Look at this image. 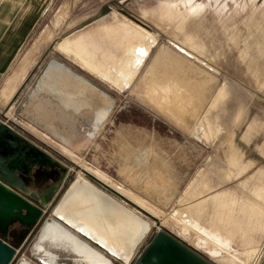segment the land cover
I'll use <instances>...</instances> for the list:
<instances>
[{"label": "rangeland", "instance_id": "1", "mask_svg": "<svg viewBox=\"0 0 264 264\" xmlns=\"http://www.w3.org/2000/svg\"><path fill=\"white\" fill-rule=\"evenodd\" d=\"M62 4L67 6V14L64 20L55 25L53 20ZM98 19L101 21L94 24L93 21ZM47 25H52L54 36L49 41L37 42L40 32ZM79 29L82 30L75 35L65 36ZM92 29H103L106 33L101 31L107 35L95 37L88 31ZM149 33L157 41L135 78L138 82L123 91L105 83L104 79L105 82L58 48V44L66 37L73 40L82 38L86 46L91 48L96 61L102 63L106 54L108 60L105 62L111 64L112 58L124 55L125 49L143 41L144 38L147 39ZM113 34L114 39L110 40V35ZM169 39L172 40L169 43L173 42L187 49L194 58L207 63L213 70L207 67L206 69L197 62L198 60L186 58L179 69H171L166 60L155 68V74L146 73L161 45L173 48L168 45ZM106 40L113 43H105ZM185 41H189L191 46L184 44ZM30 50L26 74L18 86L16 95L6 103L0 100V117L8 119L39 146L46 147L44 150L68 166V173L62 187L58 188L45 209L44 216L30 230L31 234L26 231L24 237L29 233L27 239L11 264H18L22 257L30 260L36 257L31 250L40 226L47 218L52 217L53 208L70 183L78 177L89 180L122 203L136 208L138 213L149 221L150 226L136 244L128 264H135L159 231L182 242L181 239L184 238L174 228L185 230L184 226H187L180 225L179 220L182 212L184 216L189 215L190 207L186 210L171 209L178 206L179 191L189 178L192 177L189 185L187 184V192L195 196L205 194L212 187L216 191L214 194L228 193L230 196L226 204L230 205L229 211L234 210L231 207L244 204L245 199L238 196V190L249 187L245 172L256 171L264 178V0H53L2 78L0 97L3 85L17 71ZM52 59L62 62L77 75L94 83L98 90L106 91L113 101L110 103V114L95 136L89 135L93 132L92 121L95 119L94 115L91 120V108L95 107L92 104L103 107L109 100L104 99L98 91L93 92L85 88L77 92L72 85V89L69 86L64 89L66 92L60 93L61 97L59 92L41 86L39 82ZM183 66H186V69ZM168 68L171 76L166 77L175 79L177 86L187 87L186 90L183 89L182 101L186 102L188 107L195 106L197 113H202L209 107L213 93H216L210 106V119L209 110L199 117L203 124L201 129L203 127L205 131H209L210 137H206L203 132L198 133L201 129L193 130L206 142L196 140L189 131L179 128L177 125H183L173 119L177 123L175 125L169 120L168 114L159 110L145 97V89L140 80L144 77L150 80L155 75H162ZM42 89L44 91H41ZM33 91L36 97H33L34 103L31 104L30 95ZM68 92L72 97L68 96ZM66 101L70 102L68 107L65 106ZM72 102L80 103L82 109L80 107V111L75 112ZM62 138L68 142H64ZM125 138L133 146L143 140L140 144L152 145L159 155L166 158L167 162L170 161L168 165L173 170L172 176L165 172V176H162L164 182H161L163 185L161 184L157 191L145 184V174L139 173L138 167L125 165L124 149L121 147V141L124 142ZM58 145H63L64 151ZM151 157L153 154H149V159ZM248 158L256 161L255 164L245 161ZM87 167L98 168L110 176V181L92 173ZM128 176L130 178H127ZM224 183L231 185L222 187ZM132 184L142 186L143 190L138 192ZM254 187L250 186L258 191L264 190V179L258 181ZM116 188L146 209L121 195ZM258 198L263 203L264 198ZM14 235L9 236V239ZM89 242L101 250L95 243ZM240 252L242 256L246 255L245 251ZM31 261L38 263L36 260ZM248 262L251 264L252 261ZM222 263L229 264L223 261ZM115 264L125 263L117 259Z\"/></svg>", "mask_w": 264, "mask_h": 264}, {"label": "bare ground", "instance_id": "2", "mask_svg": "<svg viewBox=\"0 0 264 264\" xmlns=\"http://www.w3.org/2000/svg\"><path fill=\"white\" fill-rule=\"evenodd\" d=\"M71 40L72 39L70 38L66 39L59 46L60 50L70 56L72 59L79 62L84 67L90 69L98 77H101V80L104 79L107 83L113 85L119 90H125L135 82V78L137 77L141 66L146 61L151 48L155 45L157 41V39L149 33L147 39L144 38L143 41L129 46L127 49H125L124 55L120 57L115 56L114 58H112L111 64L110 62L106 64L105 61L108 60V57L105 56L106 54H104L103 56L104 61L102 63H99L93 57V52L91 48L86 46V42L84 41V39L80 38L75 41ZM170 44L175 46V48L178 50V53L175 50L170 49L168 46L163 45L155 54L152 62L148 66L146 73L150 72L149 74H151L156 72L155 68L158 65L165 63L166 60L169 62L171 69H173V67L175 69H179V67H181L183 61L187 57L194 58V56L187 49H184L177 44L176 46L173 42ZM184 44L191 46V43L189 41H185ZM179 52L185 54V56ZM194 59L198 60L197 58ZM200 63L203 64L205 67L209 68L210 70H213V68L210 67V65H208L207 63ZM160 75H155V77L150 80L145 79V77L140 80V84L143 85L145 89V97L159 110H162L163 112L168 114L170 118L176 119L180 124L187 127V121L185 122L186 114L184 112L186 111L187 113L189 111H193V113L197 114L196 107H188L186 102L182 101L184 99L183 89L186 90L187 87L177 86L175 83V79H173L172 77H166L167 75L171 76L169 68L164 70L162 75ZM39 83L41 84V86H47L48 88H50V90L52 89L59 92V96L60 93L64 91V89H67L69 86L71 87L72 85L73 88L77 90V92H81L82 89L86 88L93 92L98 91L104 99H108V102L105 100L107 102L106 106L94 107L95 122L94 134L92 136H95V134L102 128L103 123L110 114V103H112L113 101H111L108 94L105 93L106 91L104 92L103 90H98V88L93 85L94 83L92 84L88 81V79L77 75L72 70H70L69 67H67L65 64L58 60L52 59L49 61L44 76H42L41 82ZM41 91L44 90L42 89ZM69 92L68 96L70 97L71 95ZM34 96L35 91H33L30 95V98L32 100L31 104L34 103ZM80 99L82 98L80 97ZM88 102L89 101H87V104ZM69 104V101L65 102L66 107H68ZM71 104L75 108V112L80 111V103L72 102ZM200 119H198L199 121L196 120L198 121V123L196 122V126L195 124L192 125L195 126V128H197L198 130H200L201 125H203L201 124ZM189 126L191 125L188 124V127ZM28 127L31 130L35 131V129H33V127H31L30 125H28ZM202 130L206 137H210L211 134L209 131H205V128L203 127ZM58 146L61 150L64 151V148L62 147L63 145ZM124 151L125 152L123 155L125 158V165L131 168L138 167L139 173L141 172L142 174H145V184H149L155 191H157V189L161 188V186L163 185L162 183L164 182V179L162 180V176H165V172H167L168 175L172 176V169L169 168L168 164L162 161L163 159L159 160L157 156H153L154 159L150 161L148 153H145V155H138L133 154L132 150L131 153L129 152V150ZM87 168L97 176L104 178L108 182L110 181V176L108 177L107 175H105L104 172H102L98 168ZM121 173L123 172L121 171ZM129 176L127 178H130ZM133 178H131L130 180H132ZM133 183H135V181ZM136 184L132 185L134 186V188H137L139 190L138 192L142 191L143 187H139ZM52 214L53 217L49 218L43 225H41L38 231V240L43 242L48 239V246L63 250H70L77 256L75 257L76 261H84L86 264H112L111 259L101 250L108 253L115 260L119 259L125 264H128L134 253V248L136 244L138 243L139 239L147 232L150 226L149 221L142 215H140V213H138L135 209L117 200L110 194L104 192L102 189L94 185L89 180L82 177H78L70 183V185L58 201L57 205L53 208ZM182 218L183 213H181V218L179 220L180 225L183 223L189 228H196L200 230L201 233L208 234L207 230L204 227H201L194 217L190 216V218L187 219ZM79 234L86 237L89 241L95 243L101 248V250L91 245L89 241L81 237ZM38 247L42 249V253L45 255V258H41L43 264H68L66 262L57 261L58 254L54 251H51L50 249L45 248L44 245L40 244L38 245ZM18 264L36 263L32 262L29 258L22 257L19 260Z\"/></svg>", "mask_w": 264, "mask_h": 264}, {"label": "crops", "instance_id": "3", "mask_svg": "<svg viewBox=\"0 0 264 264\" xmlns=\"http://www.w3.org/2000/svg\"><path fill=\"white\" fill-rule=\"evenodd\" d=\"M52 2H53V0H0V82H1L2 78L4 77V75L11 68V66H12V64L16 58V55L23 48L26 41L28 40V38L32 34V32L36 29L38 22L42 19V17L46 13L48 7L52 4ZM66 14H67V6L65 4L60 5L58 7V10L55 14V18L53 20L54 24L56 25V23L58 24V21L64 20V18L66 17L65 16ZM120 16L124 17L123 15H120ZM99 20L101 21V19H98V20L93 21V23L99 22ZM106 20H109V19H106ZM81 30L82 29L70 32V33L66 34L65 36L75 35L78 31H81ZM101 30H103V29H101ZM101 30L100 29L99 30L98 29H92V30H88V31H91V33L95 37H98V36L102 37L104 35H107V34H105L106 33L105 30H103L105 33L102 32ZM53 31L54 30L52 28V25H47L40 32V35H39L37 42L39 41L41 43V42L49 41L52 38V36H54ZM84 32H87V31H84ZM114 34H116V33H114ZM114 34L110 35V37H111L110 40L114 39ZM69 38L72 39L71 37L64 38V40L58 44V48L60 49L59 46L66 39H69ZM77 39H80V38H77ZM77 39H74V40L72 39L71 41H75ZM110 40H106L105 43H107V41H108V43H113ZM103 41H105V40H103ZM169 41H172V40L169 39L168 43H169ZM168 45H171L173 47L172 49L178 53V50L175 48V46H173L170 43ZM162 46L163 45H161L160 47H162ZM160 47L157 49L156 53L159 51ZM179 53H181V52H179ZM30 54H31V50L27 52V54L23 58L22 62L20 63L17 71H15V73L12 75V77L7 79V81L3 85V88L1 90V97L2 98L0 97V100L3 103H6L8 100L10 101L16 95L18 86L25 77L26 68H27V65L30 61V56H29ZM155 54H154V56H155ZM182 55L185 56V54H182ZM154 56H153V58H154ZM153 58H152V60H153ZM187 58H189V57H187ZM190 59H194V58H190ZM194 60H196V59H194ZM197 62H199V61H197ZM201 65H203V64H201ZM99 79H101V78H99ZM102 81H104V80H102ZM137 82L135 81V83H137ZM105 83H107V82H105ZM109 85H111V84H109ZM115 89L119 90L116 87H115ZM120 91H123V90H120ZM215 94L216 93L214 92L212 101L208 105L209 107H207L204 111H202V113L196 112L197 114H195V113H193V111L192 112L189 111V112H187L189 114H187L186 111L184 112L186 114V115L185 114L184 115L186 116L185 122L187 121L186 122L187 127L177 125V123H175L174 120L171 119L167 115L169 117V120L171 122H173L175 125H177L179 128H182L185 131H189L190 134L194 138H196V140H198V141L203 140L206 142L205 139L199 138L196 135V133L193 132V130L195 129V126L199 121L198 120L199 117H202V115L208 110H209L208 111L209 112L208 113L209 114L208 119H210V116H211V107L210 106H211V103L214 101ZM218 99H220V98H218ZM0 106H2V104H0ZM92 106L96 107L97 105L92 104ZM85 108L87 109L89 107H85ZM91 110H92V112H91V120H92V118L95 117L94 116L95 114H93L95 109L91 108ZM193 114H195V115H193ZM197 115H198V117H197ZM186 118H187V120H186ZM193 118H195V119H193ZM0 119L3 120L4 122H6L7 124L11 125L14 129L21 132L22 134L24 133V131H22L21 129L16 127V125H13L12 123H10L8 119H4L2 117H0ZM196 120H198V121H196ZM211 123L213 124L212 121H211ZM188 124H190L191 126L188 127ZM194 124H195V126H192ZM202 131L203 130L201 129L198 133H202ZM23 135H25L26 137L31 139L30 136H28L26 134H23ZM139 142L141 143L142 141L139 140ZM140 143L137 144V146H133L130 144L128 139L125 138L124 143H123V141H121V147L124 150H133L132 151L133 154H138V155L139 154L145 155V153L146 154L148 153V155L153 154V156H157L159 160L163 159L162 161H164L166 164L170 163V161L167 162L165 160L166 158L159 155V153H157L155 151V149H153L152 145L151 146H150V144L141 145ZM40 147L43 149L46 148V147H43L42 145H40ZM123 147H126V148H123ZM136 148L139 150H137ZM138 151H140V152H138ZM153 159L154 158L151 157L150 161H152ZM247 160L249 163H252V165L255 164V162H256L251 158L245 159V161H247ZM244 175L248 176V178L246 180L248 181L249 187H247L245 189L238 190V196L243 197L245 200H244V204L237 205L235 207H231L234 210L229 211L230 205L227 206V204H226V201L229 200L230 195L226 192H220V193L214 194L216 191L213 189V187L210 191L206 192L205 194H203L201 196H195V194H191V192H187L189 181L192 177L186 181L183 188L179 191V195L177 198L178 206L171 209V211H176L177 208H180L178 210H186L188 207H190L189 208V215L194 217L196 219V221L200 224V226L204 227L207 230L208 234L207 233L206 234L201 233V231L196 229V228H189V227H185V226H184V229H185L184 231H182L178 228H174L177 231V233L181 237L184 238V239L180 238L182 240V242L185 243L186 245H188L191 250H193L194 252L199 254L202 258H204L210 264H224V263H222V261L225 263H229V264H249L248 260L252 261L251 264H264V201L262 203V200H260L258 198V197L264 198V190L258 191L256 189L250 188V186H252V185H253V187L256 186L257 182L264 179V178H261L262 177L261 173H257L256 171L255 172H251V171L245 172ZM228 185H231V184L224 183L221 186L224 187V186H228ZM117 191L121 195L125 196L130 201L135 203L131 198H129L124 193H122L120 190L117 189ZM255 193H257V194H255ZM135 204H137V203H135ZM138 206L140 208H143L140 205H138ZM131 208H133L137 212H139L136 208H134V207H131ZM143 209H146V208H143ZM157 211L161 212L160 210H157ZM229 212L232 215H227V214H230ZM44 213H45V211H44ZM182 213H183V218H185V219L190 218V216L188 214H186L184 216V212H182ZM43 216H44V214H43ZM52 217H53V214H52ZM49 218H47L43 222V224ZM181 225H185V224L182 223ZM29 233L31 234V231ZM28 234L26 235V237H24L23 240H20L18 238L17 234H15L14 237H12L10 239V243L13 246H15L17 248V250L19 251L22 248V246L24 245V242L26 241ZM37 236H38V233H37ZM37 236L33 242L32 250H31L33 253L36 254V257L32 258L31 260H36L39 264H43L41 258L42 257L45 258V255L42 253V249L38 247V245L41 244V245H44L45 248L50 249L51 251H54L58 254L57 261L66 262L68 264H86L84 261H79V260L76 261L75 257H77V256L73 252H71L70 250H63V249H58V248H55L52 246H48V244H47L48 239H46L45 241L42 242V241L38 240ZM197 246H198V248H197ZM199 248L204 250L206 253L203 252L202 250H200ZM239 250L243 251V252L245 251L244 253H246V255L242 256V254ZM254 254H255V256H254ZM253 256H254V259L252 260ZM109 258L111 259L112 264H115V260L112 259L111 257H109ZM38 263H36V264H38Z\"/></svg>", "mask_w": 264, "mask_h": 264}, {"label": "water", "instance_id": "4", "mask_svg": "<svg viewBox=\"0 0 264 264\" xmlns=\"http://www.w3.org/2000/svg\"><path fill=\"white\" fill-rule=\"evenodd\" d=\"M34 167L57 169L60 183L42 192L29 191L22 176H30ZM67 172L68 166L62 161L0 119V264H11L18 253L9 236L16 234L18 226L30 231L39 222ZM135 264L210 263L159 231Z\"/></svg>", "mask_w": 264, "mask_h": 264}, {"label": "flooded vegetation", "instance_id": "5", "mask_svg": "<svg viewBox=\"0 0 264 264\" xmlns=\"http://www.w3.org/2000/svg\"><path fill=\"white\" fill-rule=\"evenodd\" d=\"M187 2L194 3L192 1H187ZM94 122H95V119L93 121V132H91L89 134L90 136H92L94 134ZM47 125L53 126L51 124H47ZM62 139L64 142H68L67 139H65V138H62ZM65 178H66V176H65ZM65 178L62 180L60 187H62V185L65 181ZM22 179H23V181H24V183L27 186L29 191L42 192V191L48 189L49 187L60 183L59 182L60 181V172L57 169H54L51 171H46V170H42L40 168L34 167L31 170L30 176H22ZM25 232H26V230L23 227L18 226L16 234H17L19 239H20L21 234L22 235L26 234Z\"/></svg>", "mask_w": 264, "mask_h": 264}]
</instances>
